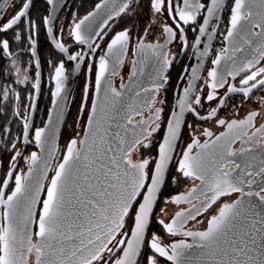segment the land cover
<instances>
[{"label":"snow or ice","instance_id":"obj_1","mask_svg":"<svg viewBox=\"0 0 264 264\" xmlns=\"http://www.w3.org/2000/svg\"><path fill=\"white\" fill-rule=\"evenodd\" d=\"M43 5L0 3V264H264V0Z\"/></svg>","mask_w":264,"mask_h":264},{"label":"flooded vegetation","instance_id":"obj_2","mask_svg":"<svg viewBox=\"0 0 264 264\" xmlns=\"http://www.w3.org/2000/svg\"><path fill=\"white\" fill-rule=\"evenodd\" d=\"M36 2V7L37 10H42L43 9V0H35ZM77 3L80 2V0H76ZM69 5L71 6L72 4V0H68ZM42 47H43V51H42V56H46L48 55V45L47 43L43 40L42 37ZM128 70L127 65L125 66L124 72L126 73ZM81 84H82V78L77 75V74H73V76L71 77V79L69 80V85L72 86L73 91H72V96H74L76 98V100L79 99L80 96V89H81ZM75 100H71L70 101V107L72 108V116L75 115ZM72 116H68L67 117V121L69 124H71L72 122ZM70 135V129L68 128H64L62 135H61V140H60V145L63 148L64 142L65 140L68 138V136Z\"/></svg>","mask_w":264,"mask_h":264},{"label":"water","instance_id":"obj_3","mask_svg":"<svg viewBox=\"0 0 264 264\" xmlns=\"http://www.w3.org/2000/svg\"><path fill=\"white\" fill-rule=\"evenodd\" d=\"M3 2H4V0H0V3H3ZM69 87H70L71 95H72L73 88H72V86H70V85H69ZM70 101H71V100H69V105H70ZM66 119H67V117H66ZM62 132H63V129H62Z\"/></svg>","mask_w":264,"mask_h":264},{"label":"built area","instance_id":"obj_4","mask_svg":"<svg viewBox=\"0 0 264 264\" xmlns=\"http://www.w3.org/2000/svg\"><path fill=\"white\" fill-rule=\"evenodd\" d=\"M218 46V45H217Z\"/></svg>","mask_w":264,"mask_h":264}]
</instances>
